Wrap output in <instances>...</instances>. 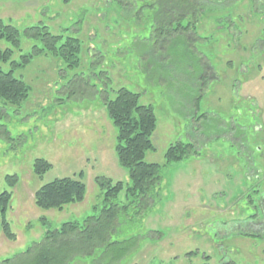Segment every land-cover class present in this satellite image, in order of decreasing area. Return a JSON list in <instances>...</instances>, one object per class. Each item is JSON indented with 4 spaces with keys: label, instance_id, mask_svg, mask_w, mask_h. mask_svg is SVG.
<instances>
[{
    "label": "rangeland",
    "instance_id": "obj_1",
    "mask_svg": "<svg viewBox=\"0 0 264 264\" xmlns=\"http://www.w3.org/2000/svg\"><path fill=\"white\" fill-rule=\"evenodd\" d=\"M143 4L0 0V20L20 34L19 49L0 42L1 50H13L0 71L43 47L26 29L45 26L81 43L77 68L52 55L33 56L13 73L28 87L27 99L0 100V194H11L6 220L15 236L0 232V264L48 230L97 214L104 194L97 178L121 182L113 201L127 203L128 171L118 164L116 129L102 105L119 88L140 93L141 104L153 108L154 150L145 161L160 165L162 190L143 210L136 204L126 210L132 218L125 240L135 237L137 245L114 264H264V0L208 4L189 49L184 37L151 38ZM183 50L192 54L178 66ZM178 142L193 153L166 165V150ZM37 159L51 165L41 177L32 171ZM62 178L84 184L82 203L37 208L34 193ZM99 255L70 264H99Z\"/></svg>",
    "mask_w": 264,
    "mask_h": 264
},
{
    "label": "trees",
    "instance_id": "obj_2",
    "mask_svg": "<svg viewBox=\"0 0 264 264\" xmlns=\"http://www.w3.org/2000/svg\"><path fill=\"white\" fill-rule=\"evenodd\" d=\"M116 1L123 3L125 0ZM143 1L139 12L147 9L150 13L149 18L153 23L151 38L157 43H164L167 42L166 38L180 42L181 37H184L188 40L189 49L190 42L195 41L196 25L204 7L208 4H220L225 0ZM24 32L27 37L40 40L44 45L42 48L33 47L32 53L22 56L20 63L11 62L10 71H0V100L11 105L19 104L28 97V87L22 80L15 78L13 73L26 66L33 56L52 55L69 68L80 65L81 43L78 39L52 35L45 26L32 27ZM19 35L16 27L6 25L0 20V42L6 41L11 48L19 49ZM162 46L158 47L160 58L166 55ZM12 53V49H0V62H9ZM185 54L192 53L183 50L176 54L178 66L182 64ZM106 80L111 81L108 77ZM84 94L87 95V91ZM140 99V93L126 88L115 90L113 99L108 95L102 98L107 117L116 129L115 152L118 164L128 171L129 183L125 187L127 203L113 201L123 191L124 185L121 182L112 184L110 180L97 178L96 183L104 192L102 208H94L95 213L98 211L97 214L87 217L81 223L66 222L59 229L48 230L39 242L33 243L23 253L4 260L1 264H70L77 258L93 257L95 253L100 254L97 257L99 264H114L125 258L137 245L135 237L125 240V228L129 227L132 218L125 212L134 204L143 210L154 201V194L157 195L162 190L160 165L145 161L146 154L154 150L152 136L157 120L152 106L141 104ZM192 148V145L181 142L169 146L165 153L166 165L186 159L193 153ZM50 167L47 161L37 159L33 163L32 171L35 176L41 177ZM9 179L14 185L15 178L8 177L7 180ZM84 198V184L71 178L56 179L34 193V203L42 210H62L66 206L82 203ZM10 201V193L0 194V232L8 240L15 237L6 220ZM42 221L46 223L45 219Z\"/></svg>",
    "mask_w": 264,
    "mask_h": 264
},
{
    "label": "water",
    "instance_id": "obj_3",
    "mask_svg": "<svg viewBox=\"0 0 264 264\" xmlns=\"http://www.w3.org/2000/svg\"><path fill=\"white\" fill-rule=\"evenodd\" d=\"M214 1H220V0H214Z\"/></svg>",
    "mask_w": 264,
    "mask_h": 264
}]
</instances>
